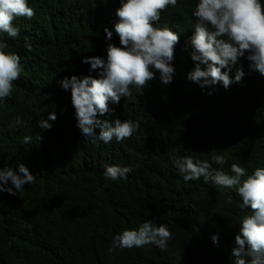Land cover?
Masks as SVG:
<instances>
[{"label":"trees","instance_id":"16d2710c","mask_svg":"<svg viewBox=\"0 0 264 264\" xmlns=\"http://www.w3.org/2000/svg\"><path fill=\"white\" fill-rule=\"evenodd\" d=\"M28 3L35 17L17 18L20 35L4 38L7 51L20 55L24 70L11 98L0 101V167L15 169L22 163L37 179L16 196L0 193V264H216L204 244L205 234L236 193L203 178L184 182L172 160L189 155L211 160L212 151H218L228 163L213 168L229 171L231 163L239 162L251 174L253 156L264 145L245 141L264 126V83L257 82L245 63L247 86L241 90L226 93L219 90L229 88L220 84L202 89L188 80L195 65L190 46L184 49L193 34L196 0H178L157 25L167 24L181 36L172 83L159 87L149 81L142 92L133 88L132 98L109 104L115 115L99 119H139L141 128L122 142L94 145L76 127L70 91L59 81L87 75L90 66L81 63L86 56L106 58L103 28L112 29L119 3ZM109 42L119 46L115 34ZM53 111L56 121H47L51 130L41 129L38 122ZM95 132L99 135L98 128ZM27 135L32 136L30 144L22 140ZM106 164L133 171L127 180H106ZM149 219L172 232L166 252L153 245L107 251L114 235ZM224 247L220 253L233 264Z\"/></svg>","mask_w":264,"mask_h":264},{"label":"clouds","instance_id":"9594fccd","mask_svg":"<svg viewBox=\"0 0 264 264\" xmlns=\"http://www.w3.org/2000/svg\"><path fill=\"white\" fill-rule=\"evenodd\" d=\"M114 2L119 3L115 9L116 20L111 30L103 28L106 58L86 56L81 63L90 66L87 75H72L59 81L64 91H70L76 127L94 145L98 141L109 144L113 139L122 142L140 130L139 119L114 118L109 121L98 116H114L115 108H110L109 104L118 105L122 97L132 98L133 88L142 92L149 81L159 87L171 84L175 74V46L181 38L180 33L167 24L157 26L162 13L169 7L175 8L178 0ZM35 15L28 0H0V101L11 98L14 82L21 78L24 70L20 55L7 51L4 38L15 39L20 35V29L14 23L17 18L32 19ZM192 17L195 19L193 34L186 36L189 38L184 50L188 51L190 46L189 55L195 66L187 73L188 80L202 89L220 84L229 90L219 91L241 90L247 86L246 68L241 65L245 63L249 71L257 75V82L264 83V0H196ZM114 34L119 46L109 42ZM27 40L26 37L25 49L30 51ZM231 71L232 76L229 75ZM207 94L213 96L212 92ZM56 119L55 112H50L47 120L39 121L38 126L51 130L52 125L47 121ZM17 123H22L19 117ZM97 128L99 135L95 132ZM22 140L30 144L32 136H24ZM245 144L264 145V126ZM217 152L212 151L211 160H194L191 155L172 160L184 182L203 178L204 183L236 193L234 201L232 196L228 197L226 203L229 206L206 232L204 244L212 252L216 264H227L219 250L223 246L233 264H264V162L261 159L264 151L253 156L251 174L239 162L231 163L229 171L213 168V164L228 163L226 157ZM104 169V178L111 181L127 180L133 171L130 166L107 164ZM36 179L22 163L15 169L2 166L0 193L16 196L25 191L26 184H35ZM171 239L172 232L166 224L149 219L136 228L123 229L114 235L107 251L153 245L166 252Z\"/></svg>","mask_w":264,"mask_h":264},{"label":"bare ground","instance_id":"6f19581e","mask_svg":"<svg viewBox=\"0 0 264 264\" xmlns=\"http://www.w3.org/2000/svg\"><path fill=\"white\" fill-rule=\"evenodd\" d=\"M25 57V56H24ZM25 60V59H24ZM26 61V60H25ZM263 84V82H261V84L260 85H262Z\"/></svg>","mask_w":264,"mask_h":264}]
</instances>
